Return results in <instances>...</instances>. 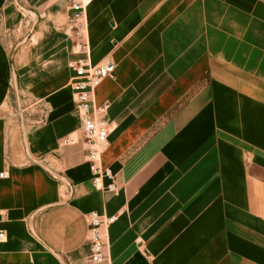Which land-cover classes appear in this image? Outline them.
Segmentation results:
<instances>
[{"label":"crops","instance_id":"obj_1","mask_svg":"<svg viewBox=\"0 0 264 264\" xmlns=\"http://www.w3.org/2000/svg\"><path fill=\"white\" fill-rule=\"evenodd\" d=\"M69 15L0 0V264H93V212L116 218L106 264H264V0H94L88 53ZM82 59L115 66L94 98L113 128L99 188Z\"/></svg>","mask_w":264,"mask_h":264},{"label":"built area","instance_id":"obj_2","mask_svg":"<svg viewBox=\"0 0 264 264\" xmlns=\"http://www.w3.org/2000/svg\"><path fill=\"white\" fill-rule=\"evenodd\" d=\"M94 0H68L69 30L76 53H88V35L86 11ZM76 77L71 83L74 92L77 110L82 114V138L86 148L87 162L94 176L97 188L102 187V178L111 174L101 166L102 153L109 148V136L113 128L108 120V105L96 106L94 98L96 88L103 80L114 74L115 66L111 63L92 66L87 60H77L71 65ZM75 137L70 136L64 143L74 142ZM6 173L0 174L5 179ZM110 192L116 191V186L109 187ZM2 218L5 214L0 212ZM88 223L87 240L91 247L93 264H106L109 261L110 246L104 238V230L116 222L115 217H105L96 212L86 216ZM6 238L5 232L0 230V242Z\"/></svg>","mask_w":264,"mask_h":264}]
</instances>
